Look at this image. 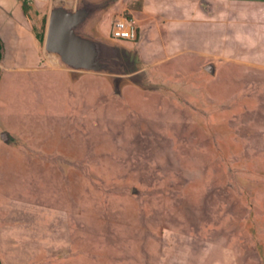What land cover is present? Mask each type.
I'll return each mask as SVG.
<instances>
[{
	"label": "rangeland",
	"instance_id": "rangeland-1",
	"mask_svg": "<svg viewBox=\"0 0 264 264\" xmlns=\"http://www.w3.org/2000/svg\"><path fill=\"white\" fill-rule=\"evenodd\" d=\"M125 1L97 20L113 74L63 67L46 5L0 0L1 264H264V0Z\"/></svg>",
	"mask_w": 264,
	"mask_h": 264
},
{
	"label": "water",
	"instance_id": "water-1",
	"mask_svg": "<svg viewBox=\"0 0 264 264\" xmlns=\"http://www.w3.org/2000/svg\"><path fill=\"white\" fill-rule=\"evenodd\" d=\"M103 7V1L91 0H79L74 6L52 3L44 32V51L70 70L126 74L125 64L115 45L86 30L89 21ZM203 68L213 72L210 63ZM1 138L6 141V133H2Z\"/></svg>",
	"mask_w": 264,
	"mask_h": 264
},
{
	"label": "crops",
	"instance_id": "crops-1",
	"mask_svg": "<svg viewBox=\"0 0 264 264\" xmlns=\"http://www.w3.org/2000/svg\"><path fill=\"white\" fill-rule=\"evenodd\" d=\"M38 1V3L39 4H45L46 5V9L45 10H43V11H41V14H46L45 16H46V20H47V15H48V12H49V8H50V6H51V4L52 3H55V2H62V3H66V4H68V5H72V6H74L79 0H37ZM91 1H98V2H102L103 0H91ZM143 1V0H142ZM194 1V0H193ZM129 2V0H126L125 2H123V4H122V6H121V8L119 9V12H118V14H117V16H113V17H119L120 16V14L126 9V7H127V3ZM143 6V5H142ZM105 7H103V8H101V9H99L98 11H97V13H96V15H95V17L93 18V19H91L90 21H89V23L87 24V27H86V30L89 32V33H91V34H93V35H95V36H98V37H101V38H104V39H107L100 31H99V28H98V15L99 14H102V13H104V11H105ZM142 9V8H141ZM139 11V10H138ZM132 12V11H131ZM44 16V15H43ZM133 16V15H132ZM134 17V16H133ZM132 17V18H133ZM135 19V18H134ZM136 20V19H135ZM137 22V21H136ZM32 27V26H31ZM140 31V27H139V25H138V23H137V36H136V38L135 39H138V37H139V32ZM37 39V38H36ZM41 43H42V45H43V41H40ZM51 58H54V60H56V58L55 57H52L51 56Z\"/></svg>",
	"mask_w": 264,
	"mask_h": 264
},
{
	"label": "built area",
	"instance_id": "built-area-1",
	"mask_svg": "<svg viewBox=\"0 0 264 264\" xmlns=\"http://www.w3.org/2000/svg\"><path fill=\"white\" fill-rule=\"evenodd\" d=\"M112 37L115 39L132 40L137 36V23L132 17H120L112 24Z\"/></svg>",
	"mask_w": 264,
	"mask_h": 264
},
{
	"label": "trees",
	"instance_id": "trees-1",
	"mask_svg": "<svg viewBox=\"0 0 264 264\" xmlns=\"http://www.w3.org/2000/svg\"><path fill=\"white\" fill-rule=\"evenodd\" d=\"M21 3H22V10H23L24 14L27 16V18L30 19V16H29L30 5L28 3V0H21ZM142 5H143L142 0H133V1H130V2L127 3L126 9L130 10V11H138V10H141ZM45 22H46V18L43 19V21H42L41 30H37V28L32 26V30H33V32L35 34V37L39 41H43V38H44ZM2 50H3V42H2V40L0 38V61H1V58H2ZM0 264H1V261H0Z\"/></svg>",
	"mask_w": 264,
	"mask_h": 264
}]
</instances>
